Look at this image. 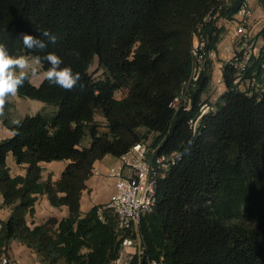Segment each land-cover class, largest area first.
Listing matches in <instances>:
<instances>
[{
  "label": "trees",
  "instance_id": "16d2710c",
  "mask_svg": "<svg viewBox=\"0 0 264 264\" xmlns=\"http://www.w3.org/2000/svg\"><path fill=\"white\" fill-rule=\"evenodd\" d=\"M258 2L264 9V0ZM219 5L220 0H0V43L9 54L54 52L62 66L81 74L83 84L65 91L45 79L35 86L30 78L17 95L46 108L18 117L9 98L0 115L13 134L0 141V208L10 210L0 221V254L17 241L42 264H115L122 252L117 219L104 204L84 214L83 193L97 162L154 136L160 153L178 152L181 159L160 181L155 208L141 219L142 254L126 264H264V91H256L264 87V51L251 71L257 79L253 95L237 89L226 64L227 90L196 132L191 121L208 89V73L193 90L191 111L170 106L192 74L194 36L202 30L208 49L217 48L222 29L203 20ZM237 10L234 0L221 15L231 18ZM42 30L54 34L56 43L43 52L26 49L23 35L39 38ZM259 37L264 50V29ZM96 59L98 77L90 72ZM40 66L44 72L49 65ZM9 155L26 165L25 175L11 176ZM51 162L67 164L57 179H44L42 164ZM44 196L67 215L34 222Z\"/></svg>",
  "mask_w": 264,
  "mask_h": 264
},
{
  "label": "built area",
  "instance_id": "2783aa9c",
  "mask_svg": "<svg viewBox=\"0 0 264 264\" xmlns=\"http://www.w3.org/2000/svg\"><path fill=\"white\" fill-rule=\"evenodd\" d=\"M233 1L220 0V5L205 16L203 25L213 24L217 29H222L221 39L216 50H209L202 30L194 36L192 54L195 65L192 74L182 84L170 105L175 111H191L193 90L202 74L208 73V89L198 104L197 118L191 121L194 132L197 131L202 118L216 113L217 101L227 90L224 77L226 64L235 72L234 84L239 91L253 95L256 88L255 72L251 71L264 51L263 40L259 37V33L264 29V15H255V0H235L238 1L237 12L231 18L222 16L221 9L228 8ZM262 13L264 14V11ZM226 40H230V43H226ZM222 44L226 54L221 60L223 64H218ZM261 68L264 70V62H261ZM256 91L262 92L264 87ZM114 159L115 162L106 170L107 178L113 182V191L104 205L116 217L117 228L121 233L122 252L115 264H126L134 254H142L139 239L141 219L155 208L159 183L167 177L172 167L178 164L181 155L178 152L160 153L159 146L154 142H145L135 144L128 152ZM99 173V168L95 167L93 176ZM100 218L104 219L103 216ZM132 234L136 236L135 239L130 236ZM129 249H132L133 253H127ZM0 264H12L8 252L0 254ZM149 264L166 263L163 260H153Z\"/></svg>",
  "mask_w": 264,
  "mask_h": 264
},
{
  "label": "clouds",
  "instance_id": "9594fccd",
  "mask_svg": "<svg viewBox=\"0 0 264 264\" xmlns=\"http://www.w3.org/2000/svg\"><path fill=\"white\" fill-rule=\"evenodd\" d=\"M55 43L56 36L49 30L40 31L39 38L28 34L23 35V46L30 51L43 52L49 44ZM70 54L79 56L78 53ZM43 61L49 65L43 76L50 85L59 86L65 91H71L78 85L83 87L81 74L74 72L71 66H62L64 64L62 58L54 52H48L44 56L35 55L31 58L26 55L13 56L9 54L6 46L0 43V115H3L8 99L15 97L25 81L37 74L35 66Z\"/></svg>",
  "mask_w": 264,
  "mask_h": 264
},
{
  "label": "crops",
  "instance_id": "0c3cea01",
  "mask_svg": "<svg viewBox=\"0 0 264 264\" xmlns=\"http://www.w3.org/2000/svg\"><path fill=\"white\" fill-rule=\"evenodd\" d=\"M255 15H256V10H255ZM226 43H230V40H226ZM226 54V51L224 49V45L222 44L220 46L219 50V59H224ZM223 64L222 61H218V64ZM44 78L41 80H37V82L32 83L35 86H39ZM12 132L7 129L5 126H3L2 122L0 121V141L11 138L12 137ZM108 157V156H107ZM105 157L102 161H99L96 163L95 167L99 168V175L93 176L90 181H89V188L83 193L82 197V203H81V208L82 212L85 214L87 213L90 209H92L94 206L102 204V203H107L110 195L112 194L113 191V182L112 180L108 179L106 176V170L107 167L113 164L115 161L114 157H112L113 160H106L108 159ZM67 162L65 164H59L56 162H51V163H43L42 167L44 168L43 172V177L44 179H47L48 177H52L55 179L56 176V168H62L61 170L63 171ZM7 165L10 170V174L12 177L16 176H23L26 173V165H18L12 155H9L7 158ZM60 171V173L62 172ZM106 200L105 202H103ZM3 204V197L0 195V206ZM67 215L66 208L63 207L61 209L55 208L50 205V203L47 200V197H41L36 205V217L39 220L44 221L45 218L47 217H57L58 219H62ZM10 216V210L6 207L0 208V221L7 220L8 217ZM38 223V222H37ZM127 253H133V251H129ZM8 254L10 255V258L12 260L13 264H42L39 261L38 256L32 252L30 249H28L26 246L13 241L10 244Z\"/></svg>",
  "mask_w": 264,
  "mask_h": 264
},
{
  "label": "rangeland",
  "instance_id": "374dc122",
  "mask_svg": "<svg viewBox=\"0 0 264 264\" xmlns=\"http://www.w3.org/2000/svg\"><path fill=\"white\" fill-rule=\"evenodd\" d=\"M255 10H256V16L257 17H261L263 16L264 14L262 13L264 10L262 9V7L260 6L258 0H255ZM261 7V8H260ZM263 11H262V10ZM222 59H217V61H221ZM36 69H37V74L34 76V77H31V80L33 82H37V80H41L42 78H44L43 76V71H42V68L40 65H36L35 66ZM98 60L96 59L95 62H94V65L91 67V70L90 72L92 74L95 75V77H98L100 76L101 74V71H98ZM122 96L121 94H118L117 97H120ZM11 101L13 102L14 106H15V112H16V115L18 117H24L26 115H34L36 114L37 112L41 111L42 109L46 108V104L40 102V101H37V100H32V99H29V98H21L19 97L18 95H16L15 97H10ZM104 129V128H103ZM102 129V130H103ZM154 141V136H151L149 138V140L147 142L149 143H153ZM89 144V138L87 137L84 141V145H88ZM108 159L106 160H113L112 159V156H108L107 157ZM115 161V160H114ZM56 163H59V164H65V162H56ZM62 169V168H61ZM60 168H56V176H55V179H57L60 175V171H62ZM88 188H89V182H88ZM106 200H104L103 202H105ZM102 204H105V203H102ZM49 217L45 218L44 221L41 220V218L38 220L36 215L35 217L33 218L34 222H38V223H43L45 222ZM17 242V241H16ZM19 243V242H18ZM21 244V243H20ZM133 251L132 249H129V251ZM128 252V251H127ZM13 264V263H12Z\"/></svg>",
  "mask_w": 264,
  "mask_h": 264
}]
</instances>
